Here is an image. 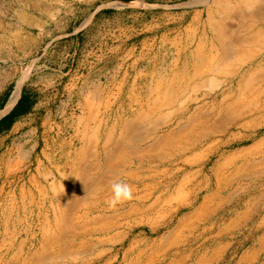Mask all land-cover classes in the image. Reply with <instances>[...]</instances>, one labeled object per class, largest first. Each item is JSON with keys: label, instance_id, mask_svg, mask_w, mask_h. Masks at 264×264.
<instances>
[{"label": "rangeland", "instance_id": "1", "mask_svg": "<svg viewBox=\"0 0 264 264\" xmlns=\"http://www.w3.org/2000/svg\"><path fill=\"white\" fill-rule=\"evenodd\" d=\"M199 1L0 0V112L20 79L16 102L23 90L32 101L31 110L0 133V264H25L40 244L50 243L44 233L55 226L74 229V237H62L74 244V264H125L122 253L133 255L126 248L140 238L128 237L126 245L106 252L102 245L93 250L89 244L97 237L86 232L109 223L116 228L124 213L127 229L156 224L150 211L135 212L152 201L135 204L143 186L187 181L194 192L210 191L222 162V211L230 212V177L240 200L250 175L264 183V52L254 60L218 59L214 44L221 38L217 29L198 27L206 20L196 15ZM184 7L193 19L185 29L174 16ZM182 52L191 53L188 80ZM135 116L153 123L132 128L122 158L105 162L119 118ZM87 144L94 157L77 170L74 153ZM72 181L88 184L74 201L55 205L48 199L45 205L38 199L39 183ZM115 181L132 189L121 206L101 202ZM55 209V216L72 219L53 220ZM252 264H264V254Z\"/></svg>", "mask_w": 264, "mask_h": 264}, {"label": "crops", "instance_id": "2", "mask_svg": "<svg viewBox=\"0 0 264 264\" xmlns=\"http://www.w3.org/2000/svg\"><path fill=\"white\" fill-rule=\"evenodd\" d=\"M196 6L199 8L195 11L199 20L206 19L205 22L199 21L198 27L218 30L216 35L220 36L222 40L216 39L214 44L216 52L220 55L218 59L230 60V62L246 58L254 60L258 58V52H264V0H200ZM185 7L174 15L177 20H181L179 24L183 29L189 28L193 20L190 9ZM213 17L214 20L210 21ZM189 41L188 39L186 43H183V51L187 50V46L190 45ZM199 48L201 60V55L205 57L204 54L208 49L206 40L203 43L200 41ZM182 53L184 54L178 59L182 60L183 69L181 72L184 80H188L189 74L186 66L191 53L189 56L185 52ZM227 53L230 55L228 56ZM89 117L88 113L86 122ZM141 118L143 117L135 116L125 120L119 118L120 132L114 131V134L109 135L110 138L107 141L110 148L104 149L105 162L122 158V152L125 149L122 141L126 140V135L132 128L148 122L153 123L152 119L148 120V118H144L143 123ZM115 136H118L119 139ZM74 155L78 158L74 161L77 170L80 168V162H87L89 157H94L91 146L88 144L86 148L79 149ZM222 164L220 162L215 167V185L210 191L204 187L200 193L194 192L191 183L187 181L182 182L181 187H174L171 182H167L166 186L154 182L143 186V192L133 196L135 204L147 199V201L151 199L152 201L143 207L136 206L135 212L147 214L150 211L156 216V224H152L149 229H127L123 226L127 221L124 213L119 218L123 223L119 222L116 228H111L110 223L104 224L103 228L99 229L87 228V234L97 237V243L89 244V246L95 250L94 247L99 248L102 245L108 252L112 251V246L126 245L127 238L133 236L140 238L137 240L140 243H134L129 245L130 248H126V251L133 255L122 253L125 264H140L144 258H148L146 264L254 263L264 254V183L257 181L256 178L259 174L250 175L249 179L252 180L249 181V187L243 188L242 200H240L238 195L240 192L236 194L233 190V181L230 177V212L222 211L225 208L223 205L225 201H223V190L218 180ZM232 164L233 156L230 155V167ZM71 176L74 178V171ZM78 182L72 181L68 185L51 183L48 187L39 183L37 189L40 196L38 199L42 200L45 205L48 199L55 205L74 201V198L79 197L80 188L83 193L86 185L88 186L86 183ZM108 185L109 196L105 193V189H102L103 194H106L101 200L104 204H110L112 198L110 197L112 195L111 184ZM48 188L50 190H47ZM161 188H166L167 191H159ZM169 188L171 191H168ZM145 189L153 191L149 192ZM198 193L199 195L193 196ZM124 202L126 204L127 200ZM118 204L121 206L123 202ZM61 209L58 214H62ZM51 214L55 221L72 219L69 216H55L56 209ZM39 218L41 217L39 216ZM46 218L44 213L42 219L46 220ZM139 218L137 216L133 220ZM111 219L113 220V218ZM86 233L85 235H87ZM64 235L74 237V229L63 231L61 227L55 226L46 230L44 236L46 238L49 236L50 243L46 246L43 243L40 244L39 250L30 254L28 260H25V264H74L76 257L74 256V244L67 245L62 240ZM143 242H149V244L142 245ZM234 254H238L236 258ZM126 257H129L128 261H126Z\"/></svg>", "mask_w": 264, "mask_h": 264}, {"label": "trees", "instance_id": "3", "mask_svg": "<svg viewBox=\"0 0 264 264\" xmlns=\"http://www.w3.org/2000/svg\"><path fill=\"white\" fill-rule=\"evenodd\" d=\"M31 106L32 101L29 100V94L23 90L22 96L13 110L0 120V133L8 131L16 120L31 110Z\"/></svg>", "mask_w": 264, "mask_h": 264}, {"label": "clouds", "instance_id": "4", "mask_svg": "<svg viewBox=\"0 0 264 264\" xmlns=\"http://www.w3.org/2000/svg\"><path fill=\"white\" fill-rule=\"evenodd\" d=\"M112 198L110 200L111 206L124 202L132 198V189L130 185L122 181H115L111 185Z\"/></svg>", "mask_w": 264, "mask_h": 264}, {"label": "bare ground", "instance_id": "5", "mask_svg": "<svg viewBox=\"0 0 264 264\" xmlns=\"http://www.w3.org/2000/svg\"><path fill=\"white\" fill-rule=\"evenodd\" d=\"M217 1V0H216ZM219 1V0H218ZM219 5V4H218ZM223 6V5H222ZM230 14V12H228ZM222 16V15H221ZM228 18V17H226ZM23 20L24 22H26V17H23ZM226 24V23H225ZM227 25V24H226ZM224 27V26H223ZM217 36V35H216ZM227 36H230V35H227ZM218 38V37H217ZM222 41V40H221ZM22 83H23V80L20 79L16 85H15V88L13 90V92L11 93L4 109L0 112V118L5 115L14 105H15V102L20 94V90H21V87H22ZM262 93V92H261ZM260 93V94H261ZM261 96V95H260Z\"/></svg>", "mask_w": 264, "mask_h": 264}, {"label": "water", "instance_id": "6", "mask_svg": "<svg viewBox=\"0 0 264 264\" xmlns=\"http://www.w3.org/2000/svg\"><path fill=\"white\" fill-rule=\"evenodd\" d=\"M17 103V102H16ZM16 105V104H15ZM14 105V106H15ZM14 106L5 114V115H3L1 118H0V120L3 118V117H5L7 114H9L12 110H13V108H14Z\"/></svg>", "mask_w": 264, "mask_h": 264}]
</instances>
